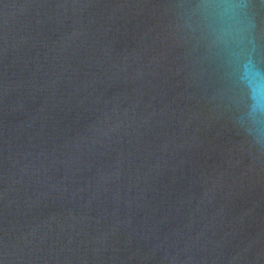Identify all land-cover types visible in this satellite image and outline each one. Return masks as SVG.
<instances>
[{"label": "water", "instance_id": "water-1", "mask_svg": "<svg viewBox=\"0 0 264 264\" xmlns=\"http://www.w3.org/2000/svg\"><path fill=\"white\" fill-rule=\"evenodd\" d=\"M203 5L0 0V264H264V149Z\"/></svg>", "mask_w": 264, "mask_h": 264}, {"label": "clouds", "instance_id": "clouds-1", "mask_svg": "<svg viewBox=\"0 0 264 264\" xmlns=\"http://www.w3.org/2000/svg\"><path fill=\"white\" fill-rule=\"evenodd\" d=\"M242 9L241 0H204L203 5L212 43L235 63L236 78L247 96L239 123L250 142L264 149V70L250 51H243L248 26L242 19Z\"/></svg>", "mask_w": 264, "mask_h": 264}]
</instances>
